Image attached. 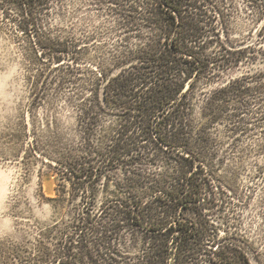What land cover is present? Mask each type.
Wrapping results in <instances>:
<instances>
[{"label":"trees","instance_id":"1","mask_svg":"<svg viewBox=\"0 0 264 264\" xmlns=\"http://www.w3.org/2000/svg\"><path fill=\"white\" fill-rule=\"evenodd\" d=\"M56 1L0 0L4 21L36 38L56 69L73 60L52 80H81L74 105L82 140L56 161L50 198L61 217L34 235V263L253 264L243 212L264 180V66L214 89L201 126L193 92L233 66L264 64V0L247 4L263 25L236 41L224 15L232 0H106L113 38L52 33L44 43ZM89 42L100 49L97 74L79 78L75 55ZM108 115L116 118L110 126ZM221 150L254 166L247 193L210 167ZM103 180L115 191L99 202Z\"/></svg>","mask_w":264,"mask_h":264},{"label":"rangeland","instance_id":"2","mask_svg":"<svg viewBox=\"0 0 264 264\" xmlns=\"http://www.w3.org/2000/svg\"><path fill=\"white\" fill-rule=\"evenodd\" d=\"M251 1L232 0L233 6L225 8L224 15L231 19L230 35L234 41L256 33V26L263 25L260 20L263 15L256 18L247 9V4L253 3ZM6 20L0 10V264H35L32 258L38 257V246L34 235L61 217L50 198L56 196L59 179L56 161L65 148L76 146L82 140V128L74 105L80 98L76 83L81 80L76 79L75 84L52 80L56 74L63 75L73 60H65V64L56 69L59 63L51 61L49 50L41 55V49L35 48L36 38L18 31L17 24ZM47 23L53 30L44 34L47 37L40 38L44 43L52 33L62 37L93 33L99 35L98 41L115 36L116 22L106 0H58L53 4ZM90 43H84L88 44L87 49L75 55L79 62L74 65L84 70L79 78L93 77L97 70L100 49ZM259 66L264 64L242 63L222 71L211 83L198 84L193 92L196 124L209 123L203 114L214 89ZM70 78L75 81L72 76ZM104 118L107 126L116 120L112 115ZM222 150L221 158L210 162V167L221 181L247 193L248 185L253 183L250 176L254 166L241 165L232 157L225 158ZM258 181L260 189L243 213L252 244V262L264 264V210L259 205L264 196V180L255 182ZM102 183L98 189L99 202L115 191L109 180ZM70 208H66V216Z\"/></svg>","mask_w":264,"mask_h":264}]
</instances>
